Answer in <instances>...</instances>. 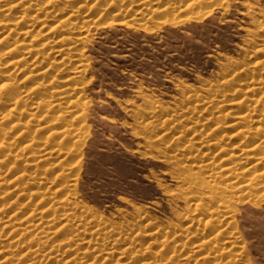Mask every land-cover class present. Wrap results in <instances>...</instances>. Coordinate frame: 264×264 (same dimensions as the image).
Here are the masks:
<instances>
[{
	"label": "rangeland",
	"instance_id": "374dc122",
	"mask_svg": "<svg viewBox=\"0 0 264 264\" xmlns=\"http://www.w3.org/2000/svg\"><path fill=\"white\" fill-rule=\"evenodd\" d=\"M0 264H264V0H0Z\"/></svg>",
	"mask_w": 264,
	"mask_h": 264
},
{
	"label": "bare ground",
	"instance_id": "6f19581e",
	"mask_svg": "<svg viewBox=\"0 0 264 264\" xmlns=\"http://www.w3.org/2000/svg\"><path fill=\"white\" fill-rule=\"evenodd\" d=\"M195 3V2H194ZM188 4V3H187ZM247 118V117H246ZM254 144V143H253ZM255 146H259V145H255ZM255 149V148H254ZM210 158V157H209ZM231 158V157H230ZM230 158H229V160H230ZM210 159H212V158H210ZM209 159V160H210ZM212 161V160H211ZM208 163V162H207ZM206 163V165H211L212 163H209V164H207ZM229 164H231V165H229L226 169L227 170H229V171H231V170H233V169H235L236 167H233L232 166V162L231 163H229ZM255 165H256V163H255ZM245 167V166H244ZM212 169V168H211ZM246 169H252V166L251 167H247ZM246 169H244V170H246ZM236 170V169H235ZM244 170H243V172H244ZM236 172V171H235ZM262 173L260 172V175H261ZM243 181V180H242ZM246 182V181H245ZM256 182L254 181V179H251L249 182H248V184L247 185H243V188H242V190H245L244 188H246V187H249V186H251V185H253V184H255ZM243 184V183H242ZM241 187H242V185H241ZM242 198H247V197H242ZM240 199V198H239Z\"/></svg>",
	"mask_w": 264,
	"mask_h": 264
}]
</instances>
